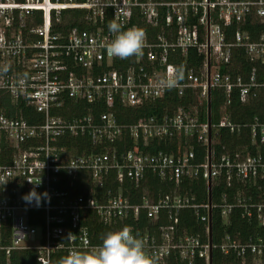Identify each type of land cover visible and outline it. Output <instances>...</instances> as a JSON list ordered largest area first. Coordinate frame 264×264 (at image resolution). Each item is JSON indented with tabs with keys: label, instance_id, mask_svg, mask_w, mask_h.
<instances>
[{
	"label": "built area",
	"instance_id": "1",
	"mask_svg": "<svg viewBox=\"0 0 264 264\" xmlns=\"http://www.w3.org/2000/svg\"><path fill=\"white\" fill-rule=\"evenodd\" d=\"M109 23L142 30V55L110 57L106 49L116 34ZM259 24L255 37L245 30ZM237 50L264 63V0H0V264L19 252L33 253V264L94 252L107 233L125 226L144 241L150 264L171 256L208 264V205L194 204L185 183L201 180L207 189L209 182L210 190L247 183L264 176L262 157L213 156L211 138L208 162L207 124L196 113L176 108L119 124L115 107L139 109L187 90L206 101L208 88L236 91L244 102L264 88V73L232 74ZM191 51L203 57L198 70L179 64ZM19 107L39 120L29 123ZM217 126L264 145V116L236 126L222 114ZM76 138L87 142V153L75 154ZM200 146L202 162L196 161ZM151 180L168 184V191L154 193ZM128 183L143 190L136 204ZM30 190L48 194L39 207L22 199ZM220 199L211 211L225 217L240 208L264 226V200L235 194L226 203L225 193ZM182 210L204 226L203 237L185 232ZM140 214L152 227L137 233L124 222ZM214 248L241 264L264 254L259 239L240 244L224 236Z\"/></svg>",
	"mask_w": 264,
	"mask_h": 264
},
{
	"label": "trees",
	"instance_id": "2",
	"mask_svg": "<svg viewBox=\"0 0 264 264\" xmlns=\"http://www.w3.org/2000/svg\"><path fill=\"white\" fill-rule=\"evenodd\" d=\"M262 25L247 26L245 30L255 37ZM229 38L230 35H227ZM203 57L197 56L194 52H189L185 59L179 62L187 66L194 67L198 70L202 65ZM234 60L239 65V68L231 71L232 74L240 73L246 75L251 69H254L257 74L264 73V63L248 59L243 55L241 50L235 51ZM9 106L7 102L4 104ZM21 114L25 120L29 123L39 120V115L35 114L33 110L29 108L19 107ZM181 108L185 111L196 113L199 123L206 122V101L199 98L197 93L187 90L181 97L175 95L174 92L168 93L163 99L155 101L151 104H146L139 109L125 108L121 106L115 107V118L119 124L135 123L140 118H145L150 115H156L163 113L164 111H171L172 109ZM6 113H11L10 109L6 108ZM103 108H99L98 111H103ZM224 114L227 121L230 124L241 126L249 124L255 117L264 116V88L255 91L254 97H248L244 102L239 101L237 92L234 91L229 94L223 93L221 90L214 89L210 92V122H211V138H212V155L218 156L222 153L230 155H237L239 159L245 157H255L260 155L264 161V145L259 144L256 141L250 140L248 137L237 132H229L227 128H218L217 124L220 119V115ZM71 142L73 151L75 154L87 153L89 151V145L87 142H80L76 138ZM163 142V141H162ZM156 144V142H153ZM77 146V148H76ZM117 151L122 150V145L117 143L115 145ZM125 148H131V142L126 140ZM205 147H195L196 161L202 162L205 157ZM150 149V148H149ZM158 149H165L158 145ZM167 149V148H166ZM148 151V149H146ZM154 149H150L149 152H153ZM189 192L194 195V204H205L207 202V189L205 184L201 180H195L188 184ZM129 188V183H128ZM148 188L154 193L158 191L165 193L168 191V184L159 183L157 180H151L148 183ZM225 193L227 196L226 203L232 202V197L235 194H242L249 196L252 201L259 202L264 200V176L252 178L249 182H234L229 186L220 184L213 186L211 189V203L218 204L221 202L220 194ZM130 202L136 204L139 202L140 197L143 194L142 189H128ZM155 195H153V199ZM212 226H211V244L217 246L220 244L224 236H228L231 240H235L240 244H246L248 242H255L257 239L264 243V226H261L256 221L255 217H247L242 215L240 208H233L229 214L225 217L219 214V209L213 208L211 212ZM180 224L185 232L193 234L199 233L203 237L204 226L195 220L191 210H182L179 214ZM126 225H133L137 233H141L145 228L152 227L148 223L143 214H140L137 221L133 222L132 218L128 217V220L124 222ZM94 243H99L96 239ZM101 243V241H100ZM63 258L62 254L53 256L51 264H61ZM166 264H187V262H179V259L173 256L165 260ZM255 261L264 264L263 256L255 260L252 257H247L244 260V264H254ZM212 262L213 264H241L233 254L223 255L218 248L212 250ZM10 264H33V253L19 252L13 256ZM193 264H204L201 260L195 259Z\"/></svg>",
	"mask_w": 264,
	"mask_h": 264
},
{
	"label": "clouds",
	"instance_id": "3",
	"mask_svg": "<svg viewBox=\"0 0 264 264\" xmlns=\"http://www.w3.org/2000/svg\"><path fill=\"white\" fill-rule=\"evenodd\" d=\"M121 27L118 23L108 24V31L116 35L106 49L107 54L119 59L142 55L144 32L137 28L121 31ZM177 79L178 74L175 79L168 82L169 87L175 86ZM47 195L30 190L22 199L29 204L34 202L39 207L41 197ZM61 264H150V260L144 251V241L133 235L131 229L125 226L107 233L102 238L97 251L90 253L73 251L63 258Z\"/></svg>",
	"mask_w": 264,
	"mask_h": 264
},
{
	"label": "water",
	"instance_id": "4",
	"mask_svg": "<svg viewBox=\"0 0 264 264\" xmlns=\"http://www.w3.org/2000/svg\"><path fill=\"white\" fill-rule=\"evenodd\" d=\"M209 72V63L207 57V78ZM206 124H207V161L209 162L210 158V143H211V122H210V90L207 89L206 93ZM207 205H208V245H209V255H208V264H211V256H212V249H211V226H212V217H211V190L210 184L208 182L207 188Z\"/></svg>",
	"mask_w": 264,
	"mask_h": 264
},
{
	"label": "rangeland",
	"instance_id": "5",
	"mask_svg": "<svg viewBox=\"0 0 264 264\" xmlns=\"http://www.w3.org/2000/svg\"><path fill=\"white\" fill-rule=\"evenodd\" d=\"M254 264H263V263H262V261H260V262H258V261L256 262V261H255Z\"/></svg>",
	"mask_w": 264,
	"mask_h": 264
}]
</instances>
